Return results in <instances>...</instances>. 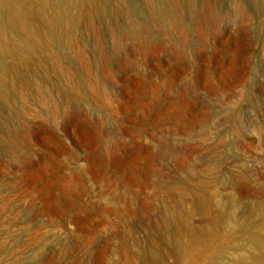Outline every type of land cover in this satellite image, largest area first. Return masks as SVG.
I'll return each instance as SVG.
<instances>
[{
    "label": "rangeland",
    "instance_id": "obj_1",
    "mask_svg": "<svg viewBox=\"0 0 264 264\" xmlns=\"http://www.w3.org/2000/svg\"><path fill=\"white\" fill-rule=\"evenodd\" d=\"M16 1L26 25L0 10V264H179L163 219L195 188L209 216L264 234V0H56L61 39L41 25L54 6ZM224 245L193 262L232 264Z\"/></svg>",
    "mask_w": 264,
    "mask_h": 264
},
{
    "label": "bare ground",
    "instance_id": "obj_2",
    "mask_svg": "<svg viewBox=\"0 0 264 264\" xmlns=\"http://www.w3.org/2000/svg\"><path fill=\"white\" fill-rule=\"evenodd\" d=\"M19 1L22 6L25 5L26 0ZM62 1L70 2L72 0ZM36 2L40 8L41 6L51 8L54 6L51 15L42 17L41 25L53 37L61 39L60 30L64 26V21L69 20L67 13L60 10L56 0H35L34 6ZM0 10L8 11L12 23H20L22 26L27 24L24 13L16 0H0ZM6 42L7 46L14 47L11 37ZM17 50L19 51V47ZM18 55L22 54L19 52ZM195 190L196 192L191 194L194 195L196 202L193 201L190 204L192 206L186 212H166L163 219V222L165 221L173 230L174 255L177 261L179 260V264H218L216 255L206 257L203 262L199 263L193 262V260L197 254L206 252L219 239L223 240L225 245L222 251L230 255L232 264H264V234L259 229L250 227L252 226L251 221L244 220L245 215L242 216L243 219L240 222L229 215L230 213L220 212L221 214L215 217L209 216L205 207L208 201H211V196L208 193L205 194L202 189L195 188ZM194 212L207 217L208 225L205 229L193 226L191 223L189 215ZM141 261L144 262L143 259Z\"/></svg>",
    "mask_w": 264,
    "mask_h": 264
}]
</instances>
